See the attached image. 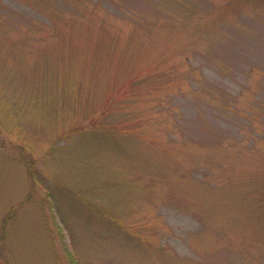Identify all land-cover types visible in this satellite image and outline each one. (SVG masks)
I'll use <instances>...</instances> for the list:
<instances>
[{"label": "rangeland", "instance_id": "1", "mask_svg": "<svg viewBox=\"0 0 264 264\" xmlns=\"http://www.w3.org/2000/svg\"><path fill=\"white\" fill-rule=\"evenodd\" d=\"M72 259L264 264V0H0V264Z\"/></svg>", "mask_w": 264, "mask_h": 264}, {"label": "trees", "instance_id": "2", "mask_svg": "<svg viewBox=\"0 0 264 264\" xmlns=\"http://www.w3.org/2000/svg\"><path fill=\"white\" fill-rule=\"evenodd\" d=\"M21 157H22V159H24V160H26V158H24L25 156L24 155H21ZM34 170H33V168H32V172H33ZM31 199V195L29 194L28 196H27V198L22 202V204H25V203H27L29 200ZM14 211V210H13ZM11 216H8V218H10ZM7 220V219H6ZM6 224V223H5ZM72 263L73 264H78V262H77V260L75 261L74 259H72Z\"/></svg>", "mask_w": 264, "mask_h": 264}]
</instances>
